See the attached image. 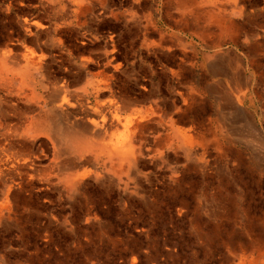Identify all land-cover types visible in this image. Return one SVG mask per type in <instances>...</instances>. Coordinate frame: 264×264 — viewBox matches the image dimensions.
<instances>
[{"label": "rangeland", "instance_id": "rangeland-1", "mask_svg": "<svg viewBox=\"0 0 264 264\" xmlns=\"http://www.w3.org/2000/svg\"><path fill=\"white\" fill-rule=\"evenodd\" d=\"M187 2L0 0V264H264V0ZM52 112L132 117L136 162L76 158Z\"/></svg>", "mask_w": 264, "mask_h": 264}, {"label": "bare ground", "instance_id": "bare-ground-1", "mask_svg": "<svg viewBox=\"0 0 264 264\" xmlns=\"http://www.w3.org/2000/svg\"><path fill=\"white\" fill-rule=\"evenodd\" d=\"M180 2L182 3V4H184V6H183V8L184 9H186V8H191V7H187V4H189L188 2H187V0H180ZM180 3V4H181ZM191 4V3H190ZM69 5V4H68ZM185 13V11L183 10V14ZM214 17V16H213ZM210 18H212V17H210ZM95 23V22H94ZM58 24V23H57ZM96 24V23H95ZM131 26V25H130ZM92 29V28H91ZM121 34V33H120ZM152 34V33H151ZM197 34H199V35H202V36H204L205 35V31L204 30H201V31H199V32H197ZM33 35V34H32ZM33 44H34V42H33ZM47 48V47H46ZM113 52V51H112ZM56 55V54H55ZM100 56V55H99ZM114 62V61H113ZM125 62V61H124ZM16 63V62H15ZM13 64V63H12ZM50 64V63H49ZM108 65V64H107ZM45 67V66H44ZM128 68V67H127ZM41 70V69H40ZM105 70V69H104ZM123 71V70H122ZM136 72V71H135ZM155 72V71H154ZM120 73H121V71H120ZM123 73V72H122ZM71 75V74H70ZM130 75H132V74H130ZM135 75V74H134ZM125 76H127V75H125ZM133 78H135V77H133ZM137 79V78H136ZM40 81V80H39ZM130 81V80H129ZM66 82H67V80H66ZM65 82V83H66ZM87 82V81H86ZM114 82V81H113ZM44 84V83H43ZM81 84V83H80ZM133 84V83H132ZM59 87H60V85H58ZM80 86V85H79ZM113 86H114V84H113ZM62 87V86H61ZM66 88V87H65ZM57 89H58V87H57ZM56 89V90H57ZM62 89H63V87H62ZM62 89H60L61 90V92L62 91H64V90H62ZM69 91V90H68ZM74 91V89L72 90V92ZM107 91V90H106ZM83 92V91H82ZM63 93V92H62ZM67 93V92H66ZM78 93H80V92H78ZM55 94H56V92H55ZM64 94V93H63ZM73 94H75V92L73 93ZM66 95H68V94H66ZM104 95V94H103ZM63 96V95H62ZM71 96V95H70ZM51 97V96H50ZM57 97V96H56ZM47 98H49V97H47ZM55 98V97H54ZM120 98V97H119ZM56 99V98H55ZM75 99H77V98H74V100ZM58 100H60V99H58ZM68 100V99H67ZM91 100V99H90ZM53 101V100H52ZM77 101H79V100H77ZM94 101V100H93ZM103 101V100H102ZM49 102H51V101H49ZM56 102H59V101H56ZM82 102V101H81ZM80 102V103H81ZM122 102V101H121ZM54 103V102H53ZM52 103V104H53ZM83 103V102H82ZM90 103V102H89ZM156 104V103H155ZM154 104V105H155ZM158 104H160V103H158ZM51 105V104H50ZM58 105V104H57ZM60 105H61V103H60ZM70 105V104H69ZM79 105V104H78ZM77 105V106H78ZM123 105V104H122ZM121 105V106H122ZM85 106V105H84ZM138 106V104H137V100L136 101H133V100H128V101H126V99L124 100V108L125 109H127V110H129L130 112L131 111H133V110H135L136 109V107ZM143 106V105H142ZM160 106V105H159ZM45 107V106H44ZM49 107V106H48ZM57 107V106H56ZM70 107V106H69ZM76 107V106H75ZM162 108V107H161ZM107 110V109H106ZM83 111H84V109H83ZM99 111V110H98ZM105 111V110H104ZM109 111V110H108ZM162 111V110H161ZM32 112V111H31ZM49 112V111H48ZM66 112V111H65ZM103 112V111H102ZM115 112V111H114ZM114 112H109L108 113V115L110 116V118L108 119L107 117L108 116H106V117H104V121H106L107 119L110 121L109 122V130L107 129V126L105 127V129L103 128L104 126H103V124L102 123H100V124H102V125H100V126H96L98 123H96V125H92V126H80V125H76V124H72V125H68V122L67 121H61V120H65V119H59L58 118V114L57 113H54V112H52L51 114H46L45 116L43 115V116H41V118H38V120L37 119H34V120H31L30 122H29V125L31 126V129L34 131V132H39V133H49L50 134V132H52V139H53V141H55V140H57V141H59L60 143H62V147H64L63 145V143H65L66 145H67V148H70V149H73L75 152H76V154H77V156H76V158L78 157V156H80L79 154L81 153V152H83V150H85L86 148L87 149H92V148H97L96 146H101V147H103V145L105 146V149H108V151H109V153H110V155L115 159L114 161L115 162H117V163H123V162H136V158L132 155V154H130V153H122V152H120L119 150H117L116 149V147L112 144V141L115 139V137L117 136V134L122 130V133H124L125 135H124V138H129L130 137V135L128 134V133H130V131L128 130V126H129V124L131 123V121L133 120V119H131L132 117H130V116H127V117H123V116H121V118L119 117V116H117L116 114H113ZM4 113V112H3ZM13 113V112H12ZM17 113V112H16ZM50 113V112H49ZM67 113V112H66ZM77 113H79V112H77ZM5 114V113H4ZM86 114V113H85ZM93 114V113H92ZM91 114V115H92ZM95 114H96V112H95ZM8 115H10V114H8ZM13 115V114H12ZM88 115H89V113H88ZM98 115V114H97ZM126 115H128V114H126ZM11 116V115H10ZM20 116V115H19ZM22 116V115H21ZM102 117H103V115H101ZM125 116V115H124ZM77 117V116H76ZM92 117V116H91ZM102 117H99V118H101L102 119ZM123 117V118H122ZM19 118V117H18ZM65 118V117H64ZM80 118V117H79ZM83 118V117H82ZM86 118V117H85ZM84 118V119H85ZM95 118V117H94ZM93 118V119H94ZM106 118V119H105ZM127 118V119H126ZM20 119V118H19ZM96 119V118H95ZM100 119V120H101ZM126 119V120H125ZM74 120V119H73ZM77 120V119H76ZM76 120H74L73 122H75ZM99 120V121H100ZM138 120H140V119H138ZM23 121H24V119H23ZM96 121V120H95ZM70 122V121H69ZM89 122V121H88ZM92 123H94V120L92 121ZM9 124H11V123H9ZM14 124V123H13ZM84 124V123H83ZM95 124V123H94ZM157 124V123H156ZM105 125V124H104ZM103 126V127H102ZM161 126H163V125H161ZM169 126H170V129H171V132H170V134L169 135H166L165 137H164V140H165V145L166 146H169V144H171L172 142H173V140H177V141H179V143H180V145H181V148L183 149V153H184V155H186V156H188L189 155V150H188V148H187V146H186V144H185V142L187 141V139H189L188 137V134H186V130L185 129H182V128H178L176 125H175V123L173 122V121H171L170 123H169ZM6 127V126H5ZM11 129H12V124H11ZM97 127V128H96ZM167 127V126H166ZM158 128V127H157ZM18 130V129H17ZM11 131V130H10ZM129 131V132H128ZM5 132H8L7 130L5 131ZM19 132V131H18ZM8 133H11V132H8ZM6 134V133H5ZM151 135H153V134H151ZM129 136V137H128ZM153 137V136H152ZM3 138V137H2ZM17 138V137H16ZM34 141V140H33ZM45 141V140H44ZM56 142V141H55ZM153 142V141H152ZM8 143V142H7ZM10 144V143H9ZM19 144V143H18ZM158 145H159V143H158ZM9 146H12V144L11 145H9ZM10 148V147H9ZM67 148H65L66 150H68ZM64 149V150H65ZM158 149V148H157ZM18 150V149H17ZM6 152V151H5ZM10 153V152H9ZM93 153H94V150H93ZM158 153L161 155V159H163L164 160V157H166V156H164L163 154V152H161V151H159V149H158ZM163 153V154H162ZM4 154H6V153H4ZM8 154V153H7ZM23 155H24V153H22ZM67 155L66 153H64V151L61 149V150H57V152H56V155L55 156H57L56 158L57 159H59V158H61L63 155ZM155 154V153H154ZM197 154H198V152H197ZM149 155V154H148ZM194 155V154H193ZM6 156V155H5ZM4 156V157H5ZM18 157V156H17ZM192 157V156H191ZM32 158V157H31ZM82 158H84L83 156H82ZM140 158H142L141 156H140ZM146 158V157H145ZM192 158H194V157H192ZM3 159V158H2ZM1 159V161H3ZM8 159V158H7ZM78 159H80L79 157H78ZM77 159V160H78ZM191 159V158H190ZM189 159V160H190ZM6 160V159H5ZM4 160V161H5ZM10 160V159H9ZM24 160V159H23ZM145 160V159H144ZM200 160V159H199ZM7 161V160H6ZM168 161V160H167ZM191 161V160H190ZM197 161V160H196ZM16 162V161H15ZM200 162V161H199ZM6 163V162H5ZM4 163V164H5ZM8 163V162H7ZM17 163V162H16ZM3 164V165H4ZM28 164V163H27ZM64 164H67L68 166H71V168L72 167H76L77 166V162L76 161H74L72 158H70V157H67L65 160H63V166H64ZM174 164V163H173ZM179 164V163H178ZM92 165V164H91ZM156 165V164H155ZM6 166H7V164H6ZM61 166H62V164H61ZM90 166V165H89ZM106 167V166H105ZM2 168H6V167H2ZM41 168V167H40ZM68 168V167H67ZM70 168V167H69ZM15 169V168H14ZM62 169V168H61ZM10 170V169H9ZM64 170V169H63ZM169 170V169H168ZM79 171V170H78ZM140 171V170H139ZM172 171V170H171ZM74 172H75V170H74ZM73 172V173H74ZM104 172V171H103ZM133 172V171H132ZM143 172V171H142ZM150 173V172H149ZM174 173V172H173ZM62 174V173H61ZM76 174V173H75ZM69 175H70V173H69ZM106 175V174H105ZM131 175V174H130ZM71 177H72V174L70 175ZM103 176V175H102ZM134 176V175H133ZM147 176H149V175H147ZM86 177H88V176H86ZM135 177V176H134ZM107 178H109L108 177V175H107ZM149 178V177H148ZM4 179V178H3ZM7 179V178H6ZM78 179H81V178H78ZM87 179V178H86ZM105 179H106V176H105ZM122 179H124V178H122ZM139 179V178H138ZM9 180V179H8ZM94 180V179H93ZM116 180V179H115ZM114 180V181H115ZM76 181H78V180H76ZM106 181V180H105ZM108 181V180H107ZM124 181V180H123ZM143 181V180H142ZM1 183H2V181H0ZM45 182H47V181H45ZM79 182V181H78ZM77 182V183H78ZM111 182V181H110ZM158 182H160V181H158ZM105 183V182H104ZM9 184V183H8ZM7 184V185H8ZM117 184V183H116ZM138 184V183H137ZM136 184V185H137ZM15 185V184H14ZM102 185V184H101ZM132 185V184H131ZM82 186V185H81ZM103 186V185H102ZM101 186V187H102ZM11 187V186H10ZM104 187V186H103ZM112 187V186H111ZM142 187V186H141ZM13 188V187H12ZM85 188V187H84ZM130 188V187H129ZM131 189V188H130ZM130 189H129V191H130ZM11 190V189H10ZM82 190V189H81ZM132 190V189H131ZM140 192H142V191H140ZM145 193V192H144ZM127 194V193H126ZM73 200H74V198H73ZM6 212V211H5ZM6 221V220H5ZM5 221H3L2 220V222H5ZM57 222V221H56Z\"/></svg>", "mask_w": 264, "mask_h": 264}, {"label": "crops", "instance_id": "crops-1", "mask_svg": "<svg viewBox=\"0 0 264 264\" xmlns=\"http://www.w3.org/2000/svg\"><path fill=\"white\" fill-rule=\"evenodd\" d=\"M199 35V34H198ZM199 36H202V35H199Z\"/></svg>", "mask_w": 264, "mask_h": 264}]
</instances>
